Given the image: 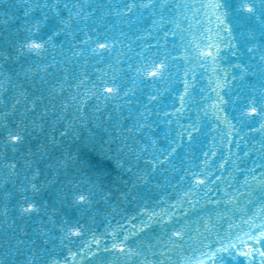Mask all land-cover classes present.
Returning a JSON list of instances; mask_svg holds the SVG:
<instances>
[{"label":"water","instance_id":"95a60500","mask_svg":"<svg viewBox=\"0 0 264 264\" xmlns=\"http://www.w3.org/2000/svg\"><path fill=\"white\" fill-rule=\"evenodd\" d=\"M211 2L0 0V264H180L221 247L217 264H262L245 222L264 212V129L241 112L264 96V0L254 14L228 0L223 24ZM37 21L59 34L20 53ZM208 46L214 63L196 54Z\"/></svg>","mask_w":264,"mask_h":264},{"label":"snow or ice","instance_id":"6c2138e0","mask_svg":"<svg viewBox=\"0 0 264 264\" xmlns=\"http://www.w3.org/2000/svg\"><path fill=\"white\" fill-rule=\"evenodd\" d=\"M149 3H151V0H149ZM202 7H204L202 5ZM208 9H211L213 11V14L219 13V16L216 17V19L223 24L225 22L224 18L227 16V8H228V0H212L211 3H209L206 6ZM242 7L247 10L249 14H254L255 4L254 2H249V0H243ZM47 17L44 18L46 20ZM43 26V21H37L36 24L28 29V31L31 33V35L25 39L19 49L20 53H30L36 56L43 55L46 51L47 47L50 45L52 41L53 35H58V32H53L52 35L45 37H42L39 35L41 32V28ZM179 25H177L178 27ZM101 49L106 48V44L99 45ZM199 45H196V48L199 49ZM200 59L203 60H212L213 63L215 62V56L218 55V50L216 52L213 51L212 46H208L206 50L203 52L197 51L196 53ZM166 65L164 63H160L159 65H154L151 70L147 71L146 74L148 76H151L153 78L160 76L163 74V71L165 70ZM105 91L108 94L115 95L119 92V89L116 87H108L105 89ZM185 92H187V87L185 88ZM183 101V97L181 98ZM241 115L244 117H247L249 119H259L260 121V128L264 129V96L260 98L253 97L251 100H248L246 102V107L241 112ZM195 131V129H193ZM5 135L7 136L8 140H10L13 143H19L21 140H23V135L20 132H16L13 130H8ZM122 163V162H121ZM204 183L203 179L198 178V184L197 187L202 185ZM33 189L36 188L35 185L32 186ZM75 200L80 203H86L88 202L89 195L85 194L83 192L74 193ZM26 199V198H25ZM37 210V204L35 202L26 203L25 206H23V211L25 212H32ZM154 215V214H153ZM253 216L260 219L259 224L250 223L253 220V217H249V221L245 222L248 224L249 228L251 230H255L259 233V235H251L248 238L250 240L255 241L257 244L264 242V212L254 213ZM151 219V217H149ZM215 227V226H213ZM231 228L232 226L229 225ZM208 229L206 228L205 231ZM71 232H75L77 235L80 234V228L72 229ZM70 232V234H71ZM173 235L177 238H183L186 235L185 231H176L173 233ZM128 237L125 236V240H127ZM113 248L119 249L120 253H123L125 256L135 255L137 257L142 256V252L135 251L132 247H129L125 243H119V244H113ZM219 251L228 252L227 248L221 247L217 251H212L211 254L201 253V259L197 260L194 258H188L186 261L181 260L180 264H205V261H210L211 264H217V262L213 259ZM254 251H258V249H252L251 245H249V251L244 253L246 257H251L252 253ZM261 257H264V250H259ZM92 253H89L91 255ZM229 255H232L231 252L228 253ZM69 255L75 256V253H69ZM50 264H66V262L59 261L55 258L51 259ZM145 264H151V262H145ZM220 264H223L222 261H220ZM262 264H264V261H262Z\"/></svg>","mask_w":264,"mask_h":264}]
</instances>
